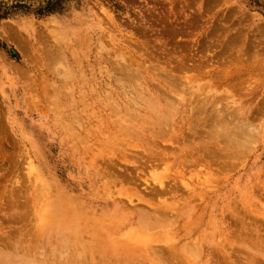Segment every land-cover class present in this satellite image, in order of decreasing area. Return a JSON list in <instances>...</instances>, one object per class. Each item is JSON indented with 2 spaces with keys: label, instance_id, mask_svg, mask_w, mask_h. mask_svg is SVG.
Wrapping results in <instances>:
<instances>
[{
  "label": "rangeland",
  "instance_id": "rangeland-1",
  "mask_svg": "<svg viewBox=\"0 0 264 264\" xmlns=\"http://www.w3.org/2000/svg\"><path fill=\"white\" fill-rule=\"evenodd\" d=\"M54 1L0 0V264H264V0Z\"/></svg>",
  "mask_w": 264,
  "mask_h": 264
},
{
  "label": "bare ground",
  "instance_id": "bare-ground-1",
  "mask_svg": "<svg viewBox=\"0 0 264 264\" xmlns=\"http://www.w3.org/2000/svg\"><path fill=\"white\" fill-rule=\"evenodd\" d=\"M29 44V43H28ZM49 52V51H48ZM55 74V73H54ZM117 78H119V77H117ZM130 78V77H129ZM132 79V78H131ZM145 83V82H144ZM139 90V89H138ZM139 93H140V90L138 91ZM139 96V95H138ZM152 96V95H151ZM150 96V97H151ZM134 97V96H133ZM136 102V101H135ZM139 102H140V106H139V108H137L136 109V112L133 110V112L132 113H130V112H128V114H127V117H128V120H127V125L126 126H124V131H125V133H128V135H133V134H135L136 132H137V128L138 127H142L143 126V128H144V126H147V125H149V126H152V128L151 129H147L148 130V133H152L151 131H152V129L153 128H156V127H162V126H165V125H167V122L168 121H170V112L169 111H163L162 109H161V107L160 106H158V104H157V101H155V100H153V99H149V98H146V96H143V97H141L140 96V100H139ZM167 104V103H166ZM170 107V106H169ZM120 108V107H119ZM119 108H117V109H119ZM115 109H112L111 111H114ZM168 110H171V109H168ZM188 116V115H187ZM226 117V116H225ZM218 118V117H217ZM76 120V119H75ZM224 123V122H223ZM222 123V124H223ZM169 124V123H168ZM226 124H228V122L226 123ZM195 126V125H194ZM167 127V126H166ZM146 128H149V127H146ZM159 128V129H160ZM169 128H170V126H169ZM191 128V127H190ZM189 129V128H188ZM153 130H155V129H153ZM168 130V129H167ZM177 130H179V129H177ZM190 130V129H189ZM139 131V130H138ZM187 131V130H186ZM220 131H222V130H220ZM219 131V132H220ZM191 132V131H190ZM197 132V131H196ZM154 133H155V131H154ZM171 133V132H170ZM188 133V132H187ZM228 133V132H227ZM163 134V133H162ZM186 134V133H185ZM198 134V133H197ZM226 134V133H225ZM127 135V134H126ZM192 135H193V133H192ZM216 135V134H215ZM223 135V134H222ZM232 135V134H231ZM187 136V135H186ZM238 136V135H237ZM133 138H134V135L132 136ZM170 137V136H169ZM166 138H168V137H166ZM186 138V137H185ZM208 138V137H207ZM212 139H214V138H212ZM175 140H176V138H175ZM195 140H197V139H195ZM202 140V139H201ZM141 141V140H140ZM185 141H187V140H185ZM194 141V140H193ZM227 141V140H226ZM233 141V140H232ZM236 141V140H235ZM132 142V141H131ZM163 142V141H162ZM197 142H199V141H197ZM201 142V141H200ZM229 142H231L230 140H229ZM152 143V142H151ZM159 143V142H158ZM193 143V142H192ZM214 143V142H213ZM228 143V142H227ZM149 144H150V142H149ZM187 144V143H186ZM189 144V143H188ZM187 144V145H188ZM229 144V143H228ZM249 145V144H248ZM247 145V146H248ZM156 146V145H155ZM155 146H153V147H155ZM189 146V145H188ZM188 146L187 147H185L186 149L188 148ZM191 146V145H190ZM189 146V150H191V151H194L195 152V150H193V148L192 147H190ZM231 146V145H230ZM122 147V146H121ZM204 147V149L203 150H205V146H203ZM156 148V147H155ZM194 148H195V146H194ZM125 149V148H124ZM127 149V148H126ZM125 149V150H126ZM154 149V148H153ZM157 149H158V147H157ZM156 149V150H157ZM162 149V148H161ZM173 149V148H172ZM187 149V151L191 154V151H189ZM196 149V148H195ZM198 149H200V147L198 148ZM156 150H154V155L156 156V155H158V153L156 154ZM197 150V149H196ZM210 150V149H209ZM208 150V151H209ZM162 151V150H161ZM135 152V151H134ZM141 152V151H140ZM187 152V153H188ZM205 153V152H204ZM209 153V152H208ZM139 154V153H138ZM177 154V153H176ZM185 154V153H184ZM189 154V156H191ZM127 155V154H126ZM141 155V154H140ZM145 155V154H144ZM183 155V154H182ZM181 155V156H182ZM135 156V155H134ZM139 156V155H138ZM158 156H160V155H158ZM157 156V157H158ZM133 157V156H132ZM144 157V156H143ZM149 157H150V155H149ZM137 158V157H136ZM145 158V157H144ZM154 158H156V157H154ZM197 158H198V156H197ZM207 158V157H206ZM111 159V158H110ZM118 159V158H117ZM141 159V158H140ZM157 159V158H156ZM181 159V158H180ZM187 159V158H186ZM112 160V159H111ZM139 160V159H138ZM137 160V161H138ZM147 160V159H146ZM152 160V159H151ZM182 160V159H181ZM185 160V159H184ZM157 161H158V159H157ZM188 161L190 162V160L188 159ZM160 162V161H159ZM140 163V162H139ZM194 163V162H193ZM200 163V162H199ZM124 164V163H123ZM195 164V163H194ZM193 164V165H194ZM185 165V164H184ZM183 165V166H184ZM125 166V165H124ZM148 166V165H147ZM127 167H128V165H127ZM193 167V166H192ZM125 168V167H124ZM130 168V167H129ZM128 168V169H129ZM141 168V167H140ZM222 168V167H221ZM225 168V167H224ZM132 169V168H131ZM135 169H136V167H135ZM146 169V168H145ZM158 169V168H157ZM125 170V169H124ZM134 171V170H133ZM123 172V171H122ZM186 174V173H185ZM105 175V174H104ZM127 175V174H126ZM154 175V174H153ZM190 176V175H189ZM137 177V176H136ZM157 177V176H156ZM140 178V177H139ZM160 177H158V180H155V181H158V182H160L161 180L159 179ZM164 180V179H163ZM117 181V180H116ZM143 180H141V182H142ZM168 182V181H167ZM155 183V182H154ZM146 184V183H145ZM160 185H163V184H161L160 183ZM148 186H151V185H148ZM141 187V186H140ZM157 187H159L158 185H157ZM186 187V186H185ZM190 187V186H189ZM146 188V187H145ZM155 188V187H154ZM167 188V187H166ZM170 188V187H169ZM187 188H188V186H187ZM151 189V188H150ZM163 189V188H162ZM148 191V190H147ZM150 191V190H149ZM160 191V190H159ZM162 192V191H161ZM151 193V192H150ZM166 193V192H165ZM152 194V193H151ZM144 195V194H143ZM161 195V194H160ZM167 195V194H166ZM170 196V195H169ZM153 197V196H152ZM38 198V197H37ZM66 199V198H65ZM118 199V198H117ZM166 199H168V198H166ZM139 204H141V203H139ZM131 205V204H130ZM135 205V204H134ZM131 207V206H130ZM133 208V207H132ZM147 208H149V207H147ZM148 210V209H147ZM150 210V209H149ZM153 211H154V209H153ZM167 211V210H166ZM148 212V211H147ZM146 212V213H147ZM156 212V211H155ZM158 212H159V210L157 211V214H154V215H159L160 216V214H158ZM142 214L141 216H140V222H141V225L143 226V225H145V227L147 228H153V227H157L158 225L157 224H159V225H161V220H160V218L158 217H156L155 216V218H152L149 214L151 213V212H149V214ZM61 215H62V213H61ZM165 215V214H164ZM170 215V214H169ZM169 215H168V217H169ZM58 216V215H57ZM163 216V215H162ZM157 218V219H156ZM164 218V217H163ZM172 217H170V219H171ZM162 219V218H161ZM59 220V219H58ZM166 222V221H165ZM63 223H66V224H70V225H73V226H75V227H77V228H74L75 230L73 231V228H72V231L74 232V233H77V230L79 229V227H84L85 225H86V222L83 220V219H81V218H65L64 219V221H63ZM85 224V225H84ZM199 224V223H198ZM79 226V227H78ZM167 226V225H166ZM69 227V226H68ZM72 227V226H71ZM145 228V229H146ZM161 228V227H160ZM159 228V229H160ZM109 229H110V227L109 228H107L106 230H107V232L109 231ZM154 229H156V228H154ZM70 230V229H69ZM111 230V229H110ZM137 233V232H136ZM145 233V232H144ZM144 233H142V234H144ZM73 234V233H72ZM142 234H137V236L135 235V237H136V239H135V241H134V243H133V241H130V243L132 242L133 244H135L134 246H132V245H130V243H129V246L127 247V249H125V250H123V251H121V254H119V255H116L115 257H117V258H115V263L114 264H134V253H136V251H138L139 250V248L136 246V244L137 243H141L142 241H143V237H145V236H143ZM74 235V234H73ZM111 235H113V234H111ZM110 235V236H111ZM161 235V234H160ZM151 235H149V237H150ZM147 237H148V234H147ZM132 238V237H131ZM133 240V239H132ZM151 240H152V238H151ZM153 242V241H152ZM192 245V244H191ZM257 245V244H256ZM141 249H142V247H141ZM150 249H153L152 250V253L153 254H156L157 256H159V258H161V260H160V262L162 261L163 263H167V257H169V258H171L172 257V254L173 253H171V250H170V252H169V250H168V254H171L170 256L168 255V254H166L165 252H163L162 250H159L158 248L156 249V248H150ZM195 249V248H194ZM197 249H198V247H197ZM116 251H118V242H117V240L116 239H114L113 237H110V238H106L105 239V244H104V247L103 248H99V250L98 251H96L97 253H99L100 254V256L99 257H101L103 260L104 259H106V258H110V257H112L113 255H114V253L116 252ZM139 253V251L136 253V254H138ZM146 255V254H145ZM196 255H197V253H196ZM236 255V254H235ZM174 256V255H173ZM158 258V259H159ZM196 260V259H195ZM241 260V259H240ZM156 261H157V259H156ZM185 261V260H184ZM207 261H208V259H207ZM242 261V260H241ZM158 262V261H157ZM162 262L161 263H156V264H162ZM223 262V261H222ZM185 263V262H184ZM183 262L181 263V264H184ZM137 264H150V263H148V262H145V261H138V263ZM179 264V263H178Z\"/></svg>",
  "mask_w": 264,
  "mask_h": 264
},
{
  "label": "trees",
  "instance_id": "trees-1",
  "mask_svg": "<svg viewBox=\"0 0 264 264\" xmlns=\"http://www.w3.org/2000/svg\"><path fill=\"white\" fill-rule=\"evenodd\" d=\"M66 1L69 0H58L54 2H48L47 5L43 8H40L37 10V15H45V14H54V13H62L65 9L63 6ZM14 9H22L21 6H16ZM9 9L2 11L0 9V19H5L10 15V12H8Z\"/></svg>",
  "mask_w": 264,
  "mask_h": 264
}]
</instances>
